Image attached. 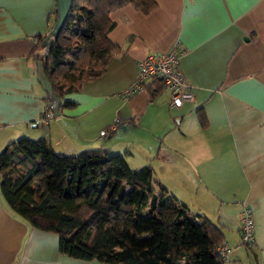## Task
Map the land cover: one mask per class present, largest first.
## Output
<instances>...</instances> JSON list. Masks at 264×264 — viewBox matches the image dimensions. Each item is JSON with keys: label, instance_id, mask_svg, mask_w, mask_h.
Instances as JSON below:
<instances>
[{"label": "crops", "instance_id": "obj_1", "mask_svg": "<svg viewBox=\"0 0 264 264\" xmlns=\"http://www.w3.org/2000/svg\"><path fill=\"white\" fill-rule=\"evenodd\" d=\"M156 2L148 13L131 4L110 11L115 24L109 37L123 52L99 77L58 98V105H75H56L42 137L62 153L117 149L135 168L148 165L150 179L222 229L231 247L225 264H264V0ZM55 6L56 0H0V150L37 130L47 102L55 106L36 79L38 65L26 59L34 36L51 29ZM176 41L185 50L179 66L193 101L169 107L166 89L153 99L147 89L122 99L137 62ZM116 118L130 123L100 136ZM243 203L252 208V247L240 243ZM0 264L109 263L62 254L57 235L30 226L0 193Z\"/></svg>", "mask_w": 264, "mask_h": 264}, {"label": "trees", "instance_id": "obj_2", "mask_svg": "<svg viewBox=\"0 0 264 264\" xmlns=\"http://www.w3.org/2000/svg\"><path fill=\"white\" fill-rule=\"evenodd\" d=\"M124 4L148 13L157 2L72 0L57 38L43 45L47 31L34 36L26 59L39 62L36 79L42 84L43 76L50 90L63 97L99 77L123 52L109 37L115 24L109 13ZM49 14L51 28L55 9ZM146 89L153 99L165 87L157 78ZM74 105L63 100L58 106ZM195 113L206 128L203 109ZM148 174V165L132 169L123 153L97 148L65 154L44 137L22 136L0 150V193L8 208L30 226L57 235L59 252L69 258L109 264H225L214 251L224 242L222 229L193 213Z\"/></svg>", "mask_w": 264, "mask_h": 264}, {"label": "built area", "instance_id": "obj_3", "mask_svg": "<svg viewBox=\"0 0 264 264\" xmlns=\"http://www.w3.org/2000/svg\"><path fill=\"white\" fill-rule=\"evenodd\" d=\"M185 50L176 41L170 50L161 53H151L137 62V76L134 81L119 92L122 99H129L134 94L146 90V85L159 78L162 80L165 89L168 91L167 105L178 107L186 101H193L194 95L192 85L185 79L179 66V59ZM53 104L47 102L42 110L41 118L35 124H47L54 116ZM129 120L121 121L116 118L107 127L99 131L100 136L113 131L118 125H128ZM240 243L250 247L255 241V225L252 208L248 203L242 204L239 215ZM214 251L221 258L225 259L231 252V247L222 242L214 246Z\"/></svg>", "mask_w": 264, "mask_h": 264}, {"label": "water", "instance_id": "obj_4", "mask_svg": "<svg viewBox=\"0 0 264 264\" xmlns=\"http://www.w3.org/2000/svg\"><path fill=\"white\" fill-rule=\"evenodd\" d=\"M72 0H56L55 12L56 17L51 29L45 35L43 45L50 43L53 39L57 38L66 17L71 9ZM122 129H124L122 127Z\"/></svg>", "mask_w": 264, "mask_h": 264}, {"label": "rangeland", "instance_id": "obj_5", "mask_svg": "<svg viewBox=\"0 0 264 264\" xmlns=\"http://www.w3.org/2000/svg\"><path fill=\"white\" fill-rule=\"evenodd\" d=\"M34 63H36L38 66H40V64H39V62H36V61H34ZM41 81H42V86H43V88L44 89H46L47 90V92L49 93V97H48V99L49 100H51L53 103H55V102H57L58 101V98H59V96L56 94V93H54V92H52L51 90H50V88H49V83H48V81L43 77V76H41ZM56 105H58V103H55V107H56V109H57V106ZM46 125V124H45ZM121 129L118 127L117 128V132H119V133H121ZM46 131H45V129H43V125L42 124H40V125H38V127H37V130H34V131H30L29 133L30 134H25V135H23V136H25V137H28L29 136V138H39V137H42V134H44ZM38 134V135H37ZM19 137H22V135H19L17 138H19ZM14 140V139H13ZM59 152V151H58ZM112 153H121V152H123V151H117V149H113L112 151H111ZM65 154H67V153H65ZM72 154H75V153H72ZM130 165V167L133 169V168H135V164L133 163V162H130L129 163ZM255 242V241H254ZM254 245V244H253ZM252 245V246H253ZM252 246H250V247H252Z\"/></svg>", "mask_w": 264, "mask_h": 264}]
</instances>
